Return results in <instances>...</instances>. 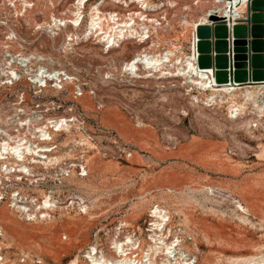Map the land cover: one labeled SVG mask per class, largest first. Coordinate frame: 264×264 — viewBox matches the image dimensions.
Listing matches in <instances>:
<instances>
[{
	"label": "rangeland",
	"instance_id": "1",
	"mask_svg": "<svg viewBox=\"0 0 264 264\" xmlns=\"http://www.w3.org/2000/svg\"><path fill=\"white\" fill-rule=\"evenodd\" d=\"M200 1L196 7L194 0H177L175 9L148 13L151 19L167 16L174 27L172 34L161 32L159 50L177 48L179 57L191 54L192 25L216 4V0ZM73 2L66 0L61 9L67 11ZM103 11L128 15L137 7L106 5ZM184 15L192 24L188 28L181 25ZM2 20L24 39L22 46H17L24 53H52V43L41 39L34 33L33 24L24 18L18 20L15 11L9 10V0H0V37L4 38L7 29ZM165 25L163 29L167 30ZM150 46L128 42L122 55L109 56L93 39L91 44L77 47L75 54H54L60 67L75 80L58 92L44 94L64 103L60 111L53 113L76 117L82 129L80 134L55 137L52 145H58L64 153L60 163L74 164L84 159L89 176L82 179L74 174L70 177L73 182H59L58 167L50 166L42 169L43 176L23 181L22 176H16L4 181L0 186L5 196L0 201V224L29 231L10 248L3 246L4 238L0 236L2 256L8 264H73L76 259L79 264H88L84 256L93 245L111 257L110 242L120 229L121 238L130 233L140 239L141 249L136 255L141 259L150 245V210L157 204L172 214L174 230L186 231L182 246L197 256V264H244L241 260L264 264V157H260L264 117L258 121L250 106L242 118L232 116L233 101L229 97L220 105H204L197 100L206 99L203 91L181 77L142 80L127 84L128 88L104 84L103 77L112 63L121 66ZM22 91L31 101L33 86L26 77L0 101L16 100ZM138 120L144 129L127 134L125 126L135 127ZM87 181L94 183V193L80 189V184ZM208 188L228 190L243 201L250 215L210 195ZM170 190H178L179 194ZM17 191L41 200L51 194L64 202V208L53 213L52 220H42L52 225L51 233L37 224L39 220L30 222L26 213L15 215L12 208L4 206L13 204ZM149 193L153 197L141 202L140 198ZM70 194H82L90 210L86 214L73 210L68 203Z\"/></svg>",
	"mask_w": 264,
	"mask_h": 264
},
{
	"label": "bare ground",
	"instance_id": "2",
	"mask_svg": "<svg viewBox=\"0 0 264 264\" xmlns=\"http://www.w3.org/2000/svg\"><path fill=\"white\" fill-rule=\"evenodd\" d=\"M246 2L247 0H216L214 8L204 13L193 25L184 15L181 25L186 28L193 26V40L191 54L179 57L177 48L159 50L162 41L161 32L172 34L174 27L167 22V30H164L157 19H151L148 15V13L160 14L162 11L166 12V8L174 5L172 0H162L161 3H154L151 0H101L95 4H90L89 0H74L68 8L70 16H65L60 20L61 29L66 33L63 42L64 54L67 56L69 53H77V47L82 44H91L93 39L96 41V46L103 48V52L109 56L122 55L125 52L124 46L128 42L137 41L141 46L151 45L149 49L136 53L130 60L124 61L121 66H118L116 62L112 63L110 71L103 77L104 84L113 87L118 84L128 88L127 84H136L142 80L154 79L158 81L181 77L203 91L206 99L197 97V100L204 105H220L229 97L233 101V105L230 107L232 116L236 118L241 116L242 118L250 106L258 121H262L264 117V82L261 85L247 87H236L237 85L233 84L218 86L215 76L212 78L208 71H202L197 67L196 47L199 40L196 36V28L199 25L209 23V16L212 15H219L235 21L239 20L242 17L241 11L244 9ZM21 5L23 6L24 3ZM106 5L128 9L136 6L137 11L130 12L128 15H117L116 12L105 13L103 8ZM87 6H89L88 14L85 13ZM24 7L26 6L24 5ZM24 19L28 21L33 18L26 15ZM13 32V34L19 35L16 30H13ZM147 38L149 39L147 40ZM60 72L55 75L56 84L53 88L51 87L54 91L61 88L62 83L69 85L73 84L75 80V77L68 71ZM80 91V95L83 97L85 93L81 85ZM207 93H210V95ZM237 99H240V101ZM19 126L20 124H18ZM81 126L80 121L75 117H62L57 120H49L46 124H34L33 127H29L27 132L20 130L15 135L9 134L7 141H0L4 145V148L0 149V186L4 185L5 180H11L16 176H23L28 179L43 176L42 169L60 164L64 158V153L62 154L59 149H54L55 146L51 142L57 136L63 137L65 134L72 133L80 134ZM125 129L128 132L127 134L132 135L136 131L143 130L144 127L142 122L138 120L137 126L133 127L130 124L126 125ZM260 157H264V148ZM11 161L13 163L10 164ZM67 180L73 182V178ZM80 186L81 190L89 194L95 191L93 182H83ZM208 190L210 195L229 201L241 213L246 216L250 215L249 208L245 206L243 201L228 190L222 188H208ZM169 192L179 194L178 190H170ZM76 195L84 197L82 194ZM27 196L28 198L22 197L19 199L15 195L11 206L8 203L3 204L6 208H12V214L26 213L30 222L39 220L37 224H40L45 232L51 233L53 231L52 225L43 223L42 220H45L43 217L46 214H52L51 217H53V213L64 208L62 206L64 202L53 198L51 194L45 196L42 200L32 194ZM151 196L153 197V193L141 197L140 201L147 202ZM4 199V193L0 188V201ZM89 208H91L90 204ZM150 213L152 218L150 245L141 259H138L139 256L136 255L141 249L140 239L130 233L124 234L120 238V229L117 236L110 242L112 256L110 257L105 251L100 250L98 245H93L84 256L87 263L197 264V256L184 250L182 243L186 231L174 230V218L170 211L157 204L153 205ZM28 232L19 227H5L0 224V236L4 238L3 246L5 245L7 248L17 245L19 239L27 237ZM179 232L181 237H177ZM51 244L53 245V242ZM0 246V264H8V259L2 256L3 246L1 242ZM241 261H244V264H254L251 261ZM73 264H79V259H76Z\"/></svg>",
	"mask_w": 264,
	"mask_h": 264
},
{
	"label": "built area",
	"instance_id": "3",
	"mask_svg": "<svg viewBox=\"0 0 264 264\" xmlns=\"http://www.w3.org/2000/svg\"><path fill=\"white\" fill-rule=\"evenodd\" d=\"M65 1L66 0H9V10L15 11L17 19L19 17L18 20L24 18L26 15H29L30 18L32 16L33 19L28 20V24H33L34 33L39 34L41 39H47L52 43V53H24L17 47L22 46L21 42H23L24 39L19 33L18 36L13 34V30L16 29H14L8 21H1L4 25L3 28L7 30L4 38L0 37V97H3L4 94L9 96V91L17 87L23 82L24 77H26L31 86H33V98L28 102V99H26V91H22L16 100L2 99L0 101V141H7L9 134L15 135L20 130L27 132L29 127H33L34 124L42 125L46 124L49 120L62 118L58 117L57 114L53 112H58L63 108V101L55 97L49 98L44 93L54 91L52 88L56 84L55 75L59 73L60 70V73L67 71L60 67L62 65L58 62L59 59L57 56H54V54H64L63 43L61 41L64 32L61 29L60 20L65 16H70L68 8L67 11L61 9ZM92 1L93 0H89V3ZM156 1L157 3L162 2V0ZM172 1L174 5L168 8L175 9L178 6L177 0ZM23 3L26 7L21 5ZM200 3V0H194L193 5L198 7ZM247 4L248 2L245 3L244 9L241 11L242 17L239 18V20L246 18ZM189 9L190 7L187 8L186 11ZM116 14L121 15L122 13L116 12ZM166 18L167 16H162L159 19L156 18L160 22L159 25L162 26V28L164 24H166L165 26L168 24ZM228 22H230L229 18ZM233 22L235 23L236 21L233 20ZM229 27L231 28L230 23ZM148 39L149 38H147V40ZM61 86L62 87L55 92L62 90L64 88V83H62ZM18 124H20L19 127ZM53 141L51 143H53ZM53 146H55L54 149H59L58 145ZM3 148L4 145L0 143V149ZM55 166L58 167L57 176L59 182H63V180L72 177L74 174H77L78 177L82 179L87 178L89 175L88 166L84 159L74 164L67 161ZM23 179L24 177L22 176L21 180L23 181ZM16 197H19V199L22 197L28 198V196L20 194L19 191H17ZM68 203L73 210L80 214H86L90 210L89 202L84 197H79L76 194H70ZM51 216L52 214H46L44 217L42 215L45 220L51 219ZM119 236L121 238V235ZM177 237H181L180 232L177 234Z\"/></svg>",
	"mask_w": 264,
	"mask_h": 264
},
{
	"label": "water",
	"instance_id": "4",
	"mask_svg": "<svg viewBox=\"0 0 264 264\" xmlns=\"http://www.w3.org/2000/svg\"><path fill=\"white\" fill-rule=\"evenodd\" d=\"M247 2L245 19L234 23L212 15L209 23L196 28L197 67L215 76L218 86L247 87L264 82V0Z\"/></svg>",
	"mask_w": 264,
	"mask_h": 264
}]
</instances>
